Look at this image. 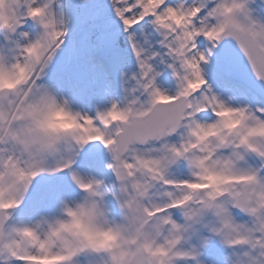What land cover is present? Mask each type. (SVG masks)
<instances>
[{"label":"rangeland","instance_id":"rangeland-1","mask_svg":"<svg viewBox=\"0 0 264 264\" xmlns=\"http://www.w3.org/2000/svg\"><path fill=\"white\" fill-rule=\"evenodd\" d=\"M171 2L192 5L204 3L205 0ZM240 2L244 3L249 20L264 25V0ZM29 6H32V0H19L16 7L18 17H23ZM35 6L45 7L57 22L59 30L64 33L59 47L55 48L51 58L43 65L36 86L48 91L71 111L94 119L114 104L123 106L132 100L137 101V105L145 104L149 92L142 86L144 81L140 60H145L151 68L148 78L152 80L154 89L168 95L179 90L180 81L173 73L176 64L161 46L162 37L149 21L126 31L115 14L112 0H35ZM116 31L121 34L120 40L115 47L105 52L104 45ZM40 35L41 28L32 19H24L22 26L13 34L0 31V61L9 64L19 54L20 48L35 42ZM133 45L140 52L139 58ZM197 49L207 59V63L201 65V73L206 81L202 91L210 90L221 102L233 108H246L252 112L258 108L264 109L263 100L253 101L254 105H251L249 99L247 102L242 97L238 86L246 90L247 87L234 82L229 77L228 69L217 63L216 46L213 48L207 42H198ZM196 119L199 123L207 124L213 123L216 117L208 112L199 113ZM183 135L184 130L179 129L174 136L166 138L167 143L178 144ZM162 143L163 141L151 143L144 150H158ZM68 157L71 158L69 168L62 172H41L30 182L21 193L19 206L12 211L6 228L32 226L43 218L51 220L58 216L62 202L70 205L80 201L84 193L73 176L82 182L98 183V199L107 212V218L110 221H120L121 213L115 198L118 196L119 185L109 167L111 154L108 150L102 144L94 142L71 149ZM240 167L255 172L258 179L264 181V160L256 154H244ZM165 175L175 182L190 178L189 168L184 160L168 165ZM168 192L173 196L177 195L175 189L157 185L150 191L149 197L155 203H165L168 201L165 193ZM168 214L177 225L185 224L180 209H170ZM231 214L237 224H247L249 221L244 214ZM210 220L212 223V217ZM194 229L192 233L188 227L178 245L189 257L177 261V264H244L246 246L228 247L214 241L215 238H211L208 244L203 235L204 229L201 226H195ZM192 240L195 243H191ZM193 256L194 259L191 258ZM247 256L256 259L252 253H247ZM104 260L102 254L85 252L75 257L72 264H103ZM0 264L20 262L0 252Z\"/></svg>","mask_w":264,"mask_h":264},{"label":"clouds","instance_id":"clouds-1","mask_svg":"<svg viewBox=\"0 0 264 264\" xmlns=\"http://www.w3.org/2000/svg\"><path fill=\"white\" fill-rule=\"evenodd\" d=\"M17 5V0H0V24L6 22L5 13L8 9ZM36 15L40 16L38 12ZM225 15H236L240 23H246L242 15L231 9H226ZM34 21L41 28V35L37 39L41 42V47L25 53L19 67L0 74L2 90H13L23 82L27 72L24 64L34 63L37 57L43 58L47 46L54 42L52 34L60 31L57 22L47 11L42 18ZM49 22L51 27H42V23ZM14 62L13 59L9 65ZM133 101L135 100L118 106L116 111L110 107L103 113L107 121L110 124L122 123L126 119L124 110L129 105L139 106L134 105ZM151 102L149 93L145 105ZM82 118L58 102L48 91L41 89L40 93L29 98L25 118L15 125L19 130L18 138L0 145V252H6L7 246H11L24 264H72L75 257L85 252L102 254L105 257L103 264H177V261L184 259L181 255L184 252L178 245L187 228L194 222L185 220L184 211L181 210L185 224L180 226L186 230L177 232L171 224L165 223L166 216L156 214L157 209L167 205V202L155 203L149 197L150 191L161 185L158 181L152 182L147 193L137 200L122 193L117 180L119 189L115 198L121 213L119 222L107 218V212L98 199V187L85 189L77 184L84 193L83 198L70 205L62 202L56 218H43L32 226L6 228L12 211L19 206L25 185H29L41 172H57L56 169L68 158V152L82 146L75 141V137L83 135L77 127L83 125ZM97 119L96 116L93 120ZM216 119L222 120L220 128L184 130V141H191L194 148L199 145L202 149L192 152L189 158L203 162L196 166L190 165L188 159L184 160L188 165L190 178L183 183L197 184L200 198L206 197L208 193L218 194L216 203L224 204L229 211L232 210L233 200L241 198L250 200V206L264 215V181H254L251 171L240 167L244 154H256L251 149L264 151V127L257 126L255 119L245 120L232 111L221 113ZM30 130L43 143L49 142L48 137L56 138L58 142L55 148L42 149L41 143H32L28 136ZM219 136H228L230 142L247 147L236 149L218 146ZM205 148L206 151L203 150ZM153 158L158 157H148L138 166V180L147 181L149 170L155 167L151 164ZM166 168L162 169L165 177ZM33 171L37 174L30 176ZM183 194L184 190H177L176 196L182 197ZM243 214L249 218V224L255 220L254 216L246 212ZM209 215L212 217L211 232L225 246L232 247L230 241L243 235L242 232L239 235L234 232L222 221V217L216 215L214 209L204 210L199 221ZM213 228L219 229V233H214ZM246 249L247 253L256 257L254 260L257 264H264V249L250 246H246ZM249 258L251 257L246 256L244 264H249Z\"/></svg>","mask_w":264,"mask_h":264},{"label":"snow or ice","instance_id":"snow-or-ice-1","mask_svg":"<svg viewBox=\"0 0 264 264\" xmlns=\"http://www.w3.org/2000/svg\"><path fill=\"white\" fill-rule=\"evenodd\" d=\"M112 3L115 14L126 31L144 21H149L155 27L162 37L161 46L167 50V55L176 64L173 73L180 81V87L173 95L154 89L152 80L148 78L151 68L145 60H140L144 81L142 86L146 92L150 93L152 102L146 105L140 104L138 107L129 105L124 110L126 119L122 123L110 124L103 113L97 115V120L83 117V125H77L83 135L75 137L76 144L85 145L94 142L102 144L111 154L109 167L120 182V191L130 198L135 197L137 200L142 198L150 184L156 181L176 191L184 190L182 197L173 196L171 192L165 193L168 196L167 205L156 210L157 215L166 216L165 223L171 224L175 231L182 232L186 228L172 223L168 214L170 209L183 210L185 220L194 223L199 222V217L204 210L214 209L216 215L222 217V221L234 232L238 235L243 233L238 239L230 241L232 247L250 246L264 249V215L250 206V200L241 198L233 200L232 209H238L242 213L246 212L255 217L251 224H237L229 208L222 203H216L218 194L208 193L206 197L200 198L197 184L185 185L183 181L175 182L166 178L162 171L163 168L178 160L188 159L190 165L196 166L203 162L192 161L189 158L192 152L202 150L199 145L194 148L191 141H184V137L181 138L180 143L174 145H169L166 140L179 129L200 130L221 127L222 120L216 119L214 123L207 124L197 122L196 117L199 113L211 112L217 118L221 113L232 111L240 114L245 120L255 119L257 126L264 127V109L258 108L252 112L246 108H233L221 102L210 90L202 91L206 81L201 73V65L206 64L207 59L197 49L198 42H207L214 48L221 40L231 38L236 42L257 79L264 81V25L248 19L249 14L240 0H230V2L205 0L204 3L192 5L175 4L171 0H112ZM226 9L242 15L246 23H240L236 15H225ZM37 12L40 14L39 17L36 15ZM45 14L46 8L35 6V0H32V6L26 8L23 17H18L16 7H11L5 13L6 22L0 24V31L13 33L22 26L24 19L36 20ZM42 27L47 29L51 27V23H42ZM63 35L62 31L54 32L52 34L54 42L47 46L43 58L37 57L34 63L24 64L27 72L20 85L13 90L0 89V145L18 138L19 130L15 125L25 118L29 98L33 94L40 93L41 89L36 86V81L39 79L43 65L62 42ZM39 47L41 42L37 40L20 48L12 65H6L0 61V74L8 73L10 68L19 67L22 56L31 49ZM133 50L139 58L140 52L136 50L135 45ZM163 101L166 103H161ZM133 104L136 105L137 101H133ZM117 109L118 106L114 104L112 110ZM89 125L91 127H88ZM28 136L32 143H41L42 149H54L58 142L56 138L48 137L49 142L43 143L31 130ZM161 141L163 143L160 149L144 150L145 146ZM218 146L236 149L247 147V145L230 142L228 136H219ZM203 150L206 151L207 148ZM251 151L264 160V151L258 149H251ZM145 153L148 155L146 156ZM152 156L158 157L151 160V164L155 167L149 170L147 181L142 182L137 179V168ZM70 166L71 158L68 157L56 171L62 172ZM36 174V171H33L30 176ZM251 175L254 181L258 179L255 172H251ZM73 179L81 188L99 187L98 183L86 184L75 176ZM27 186L25 185V189ZM212 231L219 233L220 230L213 228ZM3 253L24 264L11 246H7L6 252ZM181 255L184 258L189 257V254L185 252ZM245 255L247 256V253ZM191 258L194 259V256ZM249 264H257V261L249 258Z\"/></svg>","mask_w":264,"mask_h":264},{"label":"water","instance_id":"water-1","mask_svg":"<svg viewBox=\"0 0 264 264\" xmlns=\"http://www.w3.org/2000/svg\"><path fill=\"white\" fill-rule=\"evenodd\" d=\"M119 37L120 35L118 33L113 34L104 49L106 51L111 49L119 40ZM216 54L218 61L224 63L230 70V76L234 81L247 86L253 94L264 100V81L257 79L251 71L246 58H244L234 40L231 38L221 40L217 44ZM234 210L236 213L240 212L238 209Z\"/></svg>","mask_w":264,"mask_h":264},{"label":"flooded vegetation","instance_id":"flooded-vegetation-1","mask_svg":"<svg viewBox=\"0 0 264 264\" xmlns=\"http://www.w3.org/2000/svg\"><path fill=\"white\" fill-rule=\"evenodd\" d=\"M233 210V209H232ZM231 210V211H232ZM210 218H211V216L209 215V216H204V217H202L201 219H200V221L199 222H197L196 224L195 223H193V224H191V226H190V229H191V232L193 233V230H195L194 229V227L195 226H201L204 230H202L203 231V235H205L206 236V238H207V243L208 244H210V239L211 238H215V239H213L214 241H216V242H218V243H221L222 245H223V243L221 242V240L217 237V236H215L212 232H211V230H210V228H211V224L212 223H210L211 222V220H210ZM210 220V221H209ZM192 236H194L195 237V235H192ZM213 242V241H212ZM191 243H195V240H192L191 241ZM190 243V244H191ZM192 247V246H191ZM204 252H206V251H204Z\"/></svg>","mask_w":264,"mask_h":264}]
</instances>
